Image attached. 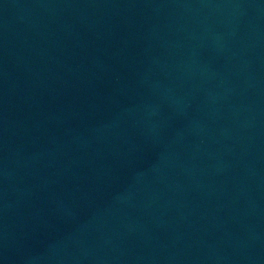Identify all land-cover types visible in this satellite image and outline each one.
Instances as JSON below:
<instances>
[{
	"label": "water",
	"instance_id": "1",
	"mask_svg": "<svg viewBox=\"0 0 264 264\" xmlns=\"http://www.w3.org/2000/svg\"><path fill=\"white\" fill-rule=\"evenodd\" d=\"M0 264H264V0H0Z\"/></svg>",
	"mask_w": 264,
	"mask_h": 264
}]
</instances>
